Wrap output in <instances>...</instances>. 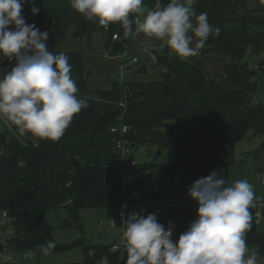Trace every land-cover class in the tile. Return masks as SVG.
Instances as JSON below:
<instances>
[{
	"label": "trees",
	"instance_id": "trees-1",
	"mask_svg": "<svg viewBox=\"0 0 264 264\" xmlns=\"http://www.w3.org/2000/svg\"><path fill=\"white\" fill-rule=\"evenodd\" d=\"M157 2L166 6L170 0H143L149 8ZM33 4L40 9L37 15L31 12ZM193 7L197 15L207 12L209 24L214 30L219 29L218 34L209 35L203 47L230 56L226 75L218 81L206 77L201 61L173 57L162 80L122 82L110 90L92 89L87 86L88 73L81 51L49 50L68 55L71 76L79 89L76 95L87 106L74 115L56 142L31 133H26L23 140L10 130L0 131V211L6 209L13 217L19 232L16 247L21 252L41 251V245L52 242L55 227L47 218L48 209L65 208L68 217L64 225L74 223L84 233L81 210L113 206L121 190V185L105 181L102 166L74 164L75 159L61 147L66 139L76 140L87 134L86 147L97 149L103 139L111 138V127L122 118L129 125V137L136 146L151 143L162 150L175 148V162H152L137 170L142 177L133 185L140 189L141 200L157 201L165 198L167 185L177 175H181L180 186L184 190L189 182L205 177L210 167L230 160L238 141L250 130L264 136V104L256 100L259 78L264 76V58L254 64L245 60L249 49L256 55L264 52V5L254 0H197ZM22 15L26 23H35L49 34L65 35L74 26L75 36L91 41L95 33L107 32L106 46L114 54L125 52L130 45L119 22L105 28L98 21H89L71 7L70 0H29ZM130 19L134 21L135 15ZM132 27L135 30L134 23ZM188 35L199 39L191 31ZM50 166L70 199L65 205H58L55 200ZM249 211L252 227L246 233V241L261 259L264 229L253 218V205ZM148 214H155L167 228L162 211H150L145 216ZM76 245L84 246L83 261L76 264H125L127 258L126 251H114L112 244L85 245L84 238L69 246L54 244L50 250Z\"/></svg>",
	"mask_w": 264,
	"mask_h": 264
},
{
	"label": "clouds",
	"instance_id": "clouds-1",
	"mask_svg": "<svg viewBox=\"0 0 264 264\" xmlns=\"http://www.w3.org/2000/svg\"><path fill=\"white\" fill-rule=\"evenodd\" d=\"M28 2L0 0V57L15 60L10 70L0 73V119L10 121L20 135L31 133L56 142L87 102L76 95L79 89L68 55L49 51L48 31L26 23L22 11ZM196 2L170 0L166 6L157 2L149 8L143 0H70L87 20L105 28L119 22L125 37L143 33L164 40L181 59L198 55L209 35L219 33L209 24L207 12L196 14ZM39 11L33 4L32 14ZM190 31L199 38L194 47ZM188 195L198 203L196 218L176 241L173 222L166 228L155 214L133 212L124 220L125 264H259L255 249L246 255L250 251L246 233L252 227L249 209L255 199L247 179L228 184L213 170L193 181ZM53 247L52 243L40 246L44 253Z\"/></svg>",
	"mask_w": 264,
	"mask_h": 264
},
{
	"label": "rangeland",
	"instance_id": "rangeland-1",
	"mask_svg": "<svg viewBox=\"0 0 264 264\" xmlns=\"http://www.w3.org/2000/svg\"><path fill=\"white\" fill-rule=\"evenodd\" d=\"M250 4V7H254ZM143 63L147 62L149 68L152 70L153 59L147 54H137ZM148 57V58H147ZM264 58V52L260 55L252 53L249 49L245 60L251 64L255 61ZM256 100L264 104V76L259 78V89L256 94ZM0 124L8 128L4 119H0ZM12 134H19L17 129L10 130ZM18 136V135H17ZM25 135H20L21 139H25ZM87 137L82 136L76 140L66 139L63 141V149L69 156L81 161L84 164L102 166L105 171V179L107 181L123 182L124 184H133L135 181V172L142 165L152 162L156 163H172L176 161V149L168 148L163 150L160 157L156 158L159 151L157 145L151 143L139 144L132 149L131 153L126 157L116 155L110 146V137H107L97 149L87 148L85 146ZM264 136L254 135V131L250 130L249 133L238 141L233 157L228 161H223L209 168L207 175L211 171H217L228 184L238 179H247L253 185L255 192V199L253 202L264 203ZM136 161L138 167H133L129 161ZM181 175H177L172 183L166 187L165 207L161 209L167 221H172L175 225L173 231V240L176 241L179 235L187 230L190 222L196 218V214L191 213V205L198 204L188 195V189H184L180 195H177V189L180 186ZM171 200H175V205H170ZM118 211V206H93L83 208L80 212L81 220L84 225V233L74 223L65 226V220L68 217V211L65 208H50L46 211L47 218L55 227L53 231L52 242L53 244L72 245L80 238H84L85 245L97 243L98 240L102 243L108 244L111 242L116 228L112 229L107 235L106 229L109 223V218L112 213ZM100 218L104 219L101 223ZM260 226L264 229V217L258 220ZM107 226V227H106ZM106 230V231H105ZM249 248V253L251 254ZM31 255L29 262L32 264H76L83 261L84 246L76 245L64 250H49L48 253L42 251H30ZM259 264H264V258L258 259ZM106 264V262H104Z\"/></svg>",
	"mask_w": 264,
	"mask_h": 264
},
{
	"label": "crops",
	"instance_id": "crops-1",
	"mask_svg": "<svg viewBox=\"0 0 264 264\" xmlns=\"http://www.w3.org/2000/svg\"><path fill=\"white\" fill-rule=\"evenodd\" d=\"M106 40L107 32L95 33L91 41L86 38L77 37L74 34V26H71L67 30L65 35L49 34V38L46 43L48 50L81 51L84 55L85 71L88 73L87 86L92 89L100 88L103 90H110L114 85H116V83H118L119 85L122 82L158 81L162 80L163 75L167 72V66L161 65L152 68V70L149 68V72L147 74L137 73L138 66L143 64V61L140 60L137 54L145 53L149 56V58L151 55V59H153V51L164 53L165 47L167 46L164 40L147 38L143 33H139L133 36V39L125 52L119 54H114L109 48H107ZM196 42L197 39H193V42L190 46L194 47ZM209 48L210 47L208 46L202 47L201 49H199L198 55L184 58V60L201 61L206 77L218 81L226 75V66L230 62V56L208 51ZM169 57L171 59L178 56L174 51L170 50ZM134 58H137L136 62L134 61ZM154 62L155 61L153 59V64ZM14 65L15 62L11 63V65L7 66L5 70H10V67ZM4 130H6V128L2 124H0V131L2 132ZM16 135L19 136V134ZM82 136H86V141L88 142L89 136L87 134H84ZM105 139H103L101 143ZM110 146L112 151H114L111 138ZM61 147L62 150L65 151L63 149V141ZM115 154L117 155L116 152ZM105 181L107 183L117 185L124 184L122 181L112 182L107 181L106 179ZM123 200L124 196L119 190L116 194L115 199V206H118V211L112 213L108 220L109 222L111 219L117 220V226L115 227L116 232L113 234V237L110 240L111 242H109L108 244H112L117 241L119 239V236L124 231V221L118 218V212ZM131 210H134V208ZM100 221L101 223H103L104 219L100 218ZM107 226H109V223ZM106 233L107 235L109 234L108 230L106 231ZM112 233L113 232H111V234ZM94 244H102V242L98 240V242Z\"/></svg>",
	"mask_w": 264,
	"mask_h": 264
},
{
	"label": "built area",
	"instance_id": "built-area-1",
	"mask_svg": "<svg viewBox=\"0 0 264 264\" xmlns=\"http://www.w3.org/2000/svg\"><path fill=\"white\" fill-rule=\"evenodd\" d=\"M118 35H114V39H117ZM153 56V55H152ZM134 61H137V58H134ZM11 65V62L7 58L0 57V73H2L7 66ZM122 118L117 125L111 127L110 135L114 151L123 157H126L131 153L134 144L129 137L130 127L128 124L123 123ZM8 128L6 130H12L14 125L10 121L5 120ZM133 167H138L136 161H129ZM142 177V172H135V181L139 180ZM134 181V182H135ZM192 182H189L185 189H189ZM264 184V180H263ZM70 185V183H69ZM124 196V200L121 204L120 210L118 212V218L122 221H126L127 217L135 212L146 215L150 211L160 212L163 207H165V198H161L157 201H143L141 200L140 189L133 184H123L121 185L120 190ZM141 200V201H140ZM176 201L171 200L170 205H175ZM134 210H131L133 209ZM191 213L197 214L198 204L191 205ZM264 203L255 202L253 203V218L257 221L263 216ZM110 226L108 227V233L112 231L117 226V220L111 219L109 222ZM18 230L14 225V219L10 215L9 211L4 209L0 211V264H27L29 263V253L30 251L21 252L16 247V237L18 235ZM123 233V232H122ZM122 234L119 236V239L112 243V249L118 252L126 251L123 247Z\"/></svg>",
	"mask_w": 264,
	"mask_h": 264
},
{
	"label": "water",
	"instance_id": "water-1",
	"mask_svg": "<svg viewBox=\"0 0 264 264\" xmlns=\"http://www.w3.org/2000/svg\"><path fill=\"white\" fill-rule=\"evenodd\" d=\"M254 1L260 2V0H254ZM132 39H133V35H129L128 37H126V43L130 44ZM169 51H170V49L168 46L165 47L164 53H160L158 51H153L152 57L155 61L153 64V67H157V66H161V65L167 66L169 61H170ZM148 72H149V65L147 62L141 64L137 68V73L147 74ZM168 76H171V73H169ZM116 85H118V83H116ZM27 142H28V144H32V141L30 139H27ZM132 147L135 148L136 144H132ZM162 153H163V150L159 149V151L156 155V158L160 157ZM73 162H74V164L81 163L79 160H76V159ZM50 180H51L52 186L54 188L55 200H56L57 204L58 205H65V204L69 203L70 199L66 196V194L63 191V189L61 188L60 184L57 182L51 166H50ZM182 191H183V187L179 186L177 189V195H180ZM263 217H264V210H263ZM124 255L127 256V253L125 252Z\"/></svg>",
	"mask_w": 264,
	"mask_h": 264
}]
</instances>
